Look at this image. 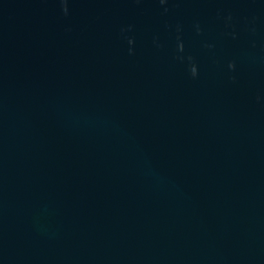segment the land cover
<instances>
[{
	"label": "water",
	"instance_id": "1",
	"mask_svg": "<svg viewBox=\"0 0 264 264\" xmlns=\"http://www.w3.org/2000/svg\"><path fill=\"white\" fill-rule=\"evenodd\" d=\"M0 264H264V0H0Z\"/></svg>",
	"mask_w": 264,
	"mask_h": 264
}]
</instances>
